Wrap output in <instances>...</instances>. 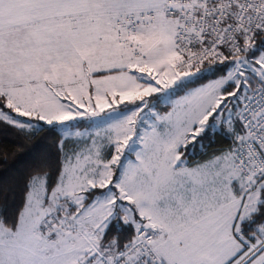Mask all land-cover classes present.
<instances>
[{
    "label": "snow or ice",
    "instance_id": "1",
    "mask_svg": "<svg viewBox=\"0 0 264 264\" xmlns=\"http://www.w3.org/2000/svg\"><path fill=\"white\" fill-rule=\"evenodd\" d=\"M0 264H264V0H0Z\"/></svg>",
    "mask_w": 264,
    "mask_h": 264
},
{
    "label": "trees",
    "instance_id": "2",
    "mask_svg": "<svg viewBox=\"0 0 264 264\" xmlns=\"http://www.w3.org/2000/svg\"><path fill=\"white\" fill-rule=\"evenodd\" d=\"M0 175H2V170H0Z\"/></svg>",
    "mask_w": 264,
    "mask_h": 264
}]
</instances>
